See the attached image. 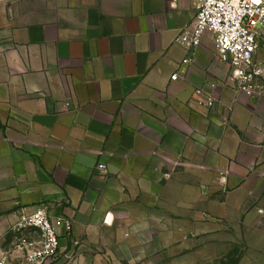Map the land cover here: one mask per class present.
Masks as SVG:
<instances>
[{
	"label": "crops",
	"instance_id": "1",
	"mask_svg": "<svg viewBox=\"0 0 264 264\" xmlns=\"http://www.w3.org/2000/svg\"><path fill=\"white\" fill-rule=\"evenodd\" d=\"M195 16L192 0H0V262L25 264L39 233L17 226L38 207L70 223L46 264H202L245 216L264 97L236 95L210 34L179 66Z\"/></svg>",
	"mask_w": 264,
	"mask_h": 264
},
{
	"label": "built area",
	"instance_id": "2",
	"mask_svg": "<svg viewBox=\"0 0 264 264\" xmlns=\"http://www.w3.org/2000/svg\"><path fill=\"white\" fill-rule=\"evenodd\" d=\"M177 0H172L174 5ZM196 9L193 23L184 28L175 42L188 55L179 66L193 62L194 52L201 44L204 34L213 37L216 58L230 70V80L235 83L237 96L248 99L264 97V67L255 60L259 48L257 29L264 27V0H192ZM214 87V86H213ZM205 88L196 91L197 106L212 109L213 96L205 95ZM98 170L106 172L103 164ZM70 223L49 217L47 210L36 208L29 215H21L18 230L32 229L39 233L37 243L22 242L18 249L23 253L25 264H46L58 256L59 228ZM6 264V260L0 262Z\"/></svg>",
	"mask_w": 264,
	"mask_h": 264
},
{
	"label": "rangeland",
	"instance_id": "3",
	"mask_svg": "<svg viewBox=\"0 0 264 264\" xmlns=\"http://www.w3.org/2000/svg\"><path fill=\"white\" fill-rule=\"evenodd\" d=\"M253 173L260 183L254 186L253 202L245 216L229 218L225 232L207 239L214 246L203 249L202 264H264V167Z\"/></svg>",
	"mask_w": 264,
	"mask_h": 264
}]
</instances>
